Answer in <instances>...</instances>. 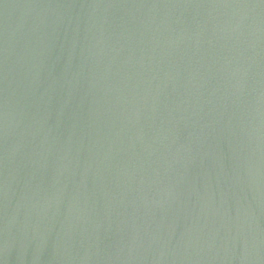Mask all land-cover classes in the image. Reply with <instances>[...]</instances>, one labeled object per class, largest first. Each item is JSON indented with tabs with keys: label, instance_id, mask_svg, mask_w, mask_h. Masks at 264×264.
<instances>
[{
	"label": "water",
	"instance_id": "1",
	"mask_svg": "<svg viewBox=\"0 0 264 264\" xmlns=\"http://www.w3.org/2000/svg\"><path fill=\"white\" fill-rule=\"evenodd\" d=\"M0 264H264V0H0Z\"/></svg>",
	"mask_w": 264,
	"mask_h": 264
}]
</instances>
